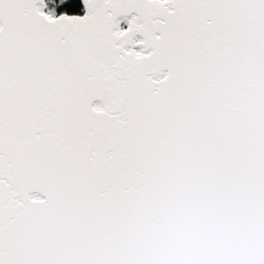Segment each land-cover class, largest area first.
<instances>
[{
  "label": "snow or ice",
  "instance_id": "6c2138e0",
  "mask_svg": "<svg viewBox=\"0 0 264 264\" xmlns=\"http://www.w3.org/2000/svg\"><path fill=\"white\" fill-rule=\"evenodd\" d=\"M0 264H264V0H0Z\"/></svg>",
  "mask_w": 264,
  "mask_h": 264
}]
</instances>
